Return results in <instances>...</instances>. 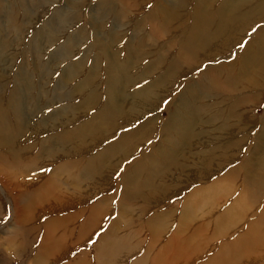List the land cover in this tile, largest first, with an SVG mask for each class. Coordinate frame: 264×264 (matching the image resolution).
Masks as SVG:
<instances>
[{
  "label": "bare ground",
  "instance_id": "6f19581e",
  "mask_svg": "<svg viewBox=\"0 0 264 264\" xmlns=\"http://www.w3.org/2000/svg\"><path fill=\"white\" fill-rule=\"evenodd\" d=\"M130 1L133 0H121L120 2L123 11L122 20L127 19L125 15L130 10L128 7ZM163 1L161 14L152 11L143 12V18L150 23L148 37L154 38L153 55L158 53L157 58L163 57L165 62L156 70L157 66L154 64L157 63L158 59H155L146 64L142 72L134 77L132 70L139 64V60H133L130 49L131 58L126 56V61L122 64L115 66L109 59L111 65L115 67L117 81L113 83L109 71L107 81L104 80L106 95L103 100H105V106L95 114L94 112L89 114V111H92L95 102L101 101L102 98L99 99L92 93L86 95L84 90H86L87 85L81 82V84L77 83L69 89L64 98L69 100V103L62 106L61 116L63 115V119H65L62 124L55 118H45L46 116L38 118V113L43 111V107L34 111L33 120L26 123L25 118L28 115L24 113V105L27 102L42 99L41 93L40 91L36 92L37 88L33 83L30 68L25 69L22 62L18 64L15 57H9L10 67L17 68V71L10 72V74L7 72L0 73V182L6 185L11 193H13L12 185L17 183V190L19 189L21 192L18 197L24 203L25 208L24 221V216L32 207L49 206L54 203L58 206L67 202L80 203L100 189L104 191L105 188H102V184L96 181H107L118 165L134 158L135 162L119 178L121 215L105 232V238L98 249L99 264H116L124 251L128 253L132 251L131 248L133 247L129 246L127 239L121 237L117 231L118 223L132 226L130 222L133 223V221L127 217L128 213L132 215L141 213L143 215L153 212V216L148 218L144 224L146 230L149 231L151 240L148 250L134 264H190L189 260L196 258L204 246L218 242L221 243L220 250L207 264H232L234 261L229 260L232 254L234 258L247 255V260H250V256L253 255L251 260L255 259L254 261L257 262V260L264 258V249L256 252L252 248L254 245L264 246V207L258 214L259 201L263 198L261 195L264 193V117L261 118V125L257 127L260 135L255 142V151H253L259 153L257 150H261L263 156L260 160H254L256 165L254 168L251 167L253 164L251 156L249 161L247 158L243 162V170L238 163L239 169L237 171H231L230 168L208 188L195 190L191 197L179 206L181 209L179 211L180 216L175 221L177 226L165 242V236L175 222L170 223L171 212H157L159 209L158 202L167 198L166 191L172 189L166 182L165 176L161 175L162 171L169 172L170 168L186 171L187 168H190L187 162L192 158L198 163L197 166L211 168L208 165L217 161L223 165L227 155H222L218 160L219 156L213 158L216 151H223L228 147L240 145L234 142L225 145L227 146L225 148H217L204 154L198 152L197 149L200 148L202 142L201 138L208 136L202 130L198 131L200 126H205L204 124L201 125L199 119L202 117V122H204L203 118L209 115L198 103L207 101L209 89L219 85L226 86L227 82L231 83L232 77L228 79L223 76H233L238 63L241 80H237L234 84L231 83L233 87H236V91L246 93L248 88H240V86L241 83L249 86L247 85L249 82L246 81L248 76H252L250 80H261V83H264V36H256V34L252 38L248 35L254 25L241 29L237 36L222 38L228 24L230 25L234 20L235 11L240 9L244 3L253 0H224L219 10L221 22L217 29V35L210 38L204 36L206 30L204 23L211 16L210 10L216 0H198L195 6L196 21L191 35L186 40L177 34L178 28L176 26H171L177 18L176 11L178 8L180 9L185 0ZM145 3H154V1L147 0ZM142 4H136V6L140 8ZM154 7L156 6L154 5ZM100 8L102 7L100 6ZM258 11L261 9L254 10L253 14L257 16ZM262 13L259 20L264 19V6ZM261 25L263 26L262 23ZM134 36L137 35L132 37ZM257 41H260L261 44ZM237 43H239L238 45L245 44V51L239 54L240 50L236 49L232 54L235 57L233 62L225 63L224 54L228 51L232 53L231 50ZM8 45V42H4L1 44L0 50L7 49ZM102 45L109 55L107 46L103 42ZM219 56L224 57L217 60L216 57ZM36 57L40 58V56ZM213 59L215 61L211 62ZM86 61L87 59L83 58L81 63L86 64ZM81 63H79V67ZM95 64L96 62L90 69L91 78H85L90 88L95 83ZM203 64H207V66ZM39 66L40 64L38 65L35 59L34 69L37 70ZM69 66L70 69L64 70L63 73L75 75L74 68L76 66L74 64ZM258 68L261 69V72L257 75L255 71L257 72ZM198 69L202 70L198 78L186 82L181 90L175 112L171 115L170 120L164 124V127H160L159 135L163 132V136L166 138L164 144L161 147L158 146L157 149L154 146L149 148L146 145L143 147L149 154L151 148L156 149L158 151L157 159L163 161L161 165L164 166L157 165L151 154H143V152L136 155L139 152L137 149L141 146L140 144L148 143L152 137L148 140L147 138L154 133L153 121L144 120L142 117L147 110L137 111L136 108L146 107L144 104L149 108L153 107L157 103L155 100L158 99L160 90L168 91L177 78L187 76L188 72ZM58 81L60 82V79ZM63 83L70 85L72 82L63 81ZM135 85L138 86L136 89ZM252 87L254 88L253 91L258 89L257 86ZM253 91L248 94L250 99L246 98L245 103L232 105L228 109L226 121H232V124L223 125L216 129L218 133H230L231 136L235 135L237 130H241L238 129L239 124H241L239 122L240 117L235 111L236 108H240V105L253 106L257 103L255 99L253 100L255 98ZM257 92V96H259V91ZM43 97L46 99V96ZM77 97L79 106L75 105ZM57 99L60 98L54 92L47 104L55 105ZM257 99L260 101V98ZM79 119L81 121L77 124ZM208 119L212 118L209 117ZM138 121H140V125ZM237 122L239 123L237 124ZM60 125L67 126L62 131L64 133L62 137L56 135ZM225 130L227 131L225 132ZM40 132L42 134L51 132L52 135L49 138H53V142L40 139L37 136ZM170 134H173L171 138L169 137ZM56 139H58L61 149L54 145ZM259 143L262 144L259 145ZM183 148L186 149L182 151ZM179 158L180 160H178ZM114 160L116 161L113 162ZM181 160L186 165L183 164L184 167L182 168L178 166ZM170 175L171 177L174 176L172 172ZM239 176L244 180L243 186L242 189L241 185L239 186L240 194L232 205L215 220H212L211 224L199 222L210 217L213 213L212 209H216L223 201L227 203L228 198L235 194L236 191L233 193V190L236 189L235 184ZM107 200H101L92 208L89 207L91 212L88 221L79 227L80 236L84 237L87 233L90 234L99 226L101 227V219L109 206ZM254 209L255 213L252 214ZM256 213L258 218L254 219ZM80 216L82 215H73L69 218L70 220L67 218V222L66 219L50 221L48 223L49 233L53 237L59 230L58 227L66 226L67 228L71 223L74 225ZM248 221L250 223H247ZM58 223L60 224L58 225ZM246 223L247 230L237 235L238 227ZM132 229H134L133 238L137 237V233L142 232L138 228L137 230ZM232 237L234 239L230 241ZM137 243L141 244L140 241ZM206 243L209 244L206 245ZM160 244L162 245L156 252V246ZM56 246L55 244L47 245L35 256L33 261L36 264H49L50 261L48 260L56 255ZM115 253L118 256H114Z\"/></svg>",
  "mask_w": 264,
  "mask_h": 264
},
{
  "label": "rangeland",
  "instance_id": "374dc122",
  "mask_svg": "<svg viewBox=\"0 0 264 264\" xmlns=\"http://www.w3.org/2000/svg\"><path fill=\"white\" fill-rule=\"evenodd\" d=\"M145 1L147 0H142L143 4L141 0L130 1L128 5L130 10L128 14L125 15L127 19L124 18L125 20H122L123 11L120 3L121 0H0V46L4 42H8L9 44L7 49L0 50V73L7 72L10 74V72L17 71V68L10 67L11 65H9V57H15V61H17L18 64L22 62L25 69L27 67L30 68L33 83L37 88L36 92L40 91L42 97V99L39 98L40 100L38 101L27 102L26 105H24V113L28 115L25 118L26 123L33 120L34 111L43 107V111L38 113V118H44L45 116V118H55L62 124V121H65V119H63L64 116H61L62 106L69 103V100L64 98L67 96L69 89L74 87L77 83L81 84V82L87 85L86 90H84L86 95L92 93L93 96H97L99 99L102 98L101 101L98 100L95 102L89 114L90 112H94L95 114L99 109H102L105 106V100H103V98L106 95L104 80L107 81V74L109 71L113 83L117 81L115 67L111 65L110 60L115 66L122 64V62L126 61V56L131 58L129 49L132 52L133 60H139V64L132 70L134 77L136 74L142 72L146 64L155 59H158L157 63L154 64V66H157L156 70L160 68L165 60L163 57L157 58L159 56L158 53L153 55L152 47L155 42L154 38L148 37L150 23L143 18V12L148 13L152 11L153 13L161 14L164 1L153 0L154 3L149 4H146ZM223 1L224 0L215 1L210 10L211 16L208 17L204 23L206 28L204 36L207 38L217 35V29L221 22L219 10ZM99 3L102 7L100 9ZM197 3L198 0H185L180 9L178 8L176 11L177 18L175 23L171 25L178 28L177 34L184 40L192 33L196 21L195 6ZM102 4L104 5L102 6ZM136 4H142V7L138 8ZM148 5H151V7H148ZM154 5L156 7L153 8ZM263 6L264 0H253L244 3L240 9L235 11L234 20L230 25L228 24L227 30L222 34V38L237 36L241 29L247 26L252 27L253 25L254 27L251 28L252 30H248V35L252 38H254L256 34V36H264V19L259 20ZM151 8L152 10H150ZM257 9H261V11H258L259 14L255 16L253 12ZM253 29H255V31H253ZM133 35L137 36L132 37ZM75 37L77 41L74 40ZM178 39H180V37H178ZM102 42L107 46L109 55L105 51ZM257 42L261 44L260 41ZM238 44L239 43L232 48V53L228 51L224 54L225 63L233 62L235 57L232 54L236 49L240 50L239 54L245 51L246 45ZM142 46H144V49ZM140 48L142 49L140 50ZM36 56H40L41 59ZM224 56L216 58L219 60ZM83 58L87 59L86 64L81 63ZM35 59L37 64H40L37 70L33 67ZM214 61L215 59L211 60V62ZM94 62H96V69L94 70V76L96 78L95 83L90 88L85 78H91L90 69L93 68ZM79 63H81L80 67ZM73 64L76 66L74 68L75 75L68 73L64 74L63 71H68L70 69L69 65ZM203 65L207 66V64ZM236 66L233 76H223L228 79L232 77V84L237 82V80H241L239 78V63ZM199 70L200 69L188 72L187 76L177 78L168 91L160 90V93L158 92V99L155 100L157 103L154 104L153 107L149 108L144 104L146 107L136 108L137 111L143 109L147 110L142 117L144 120L149 119L154 123V133L151 134L147 140L151 137L152 139L144 145L140 144L141 146L137 149L139 152H137L136 155H140L143 152V154H149L146 149H143L146 145L149 146V148L154 146L157 149L158 146L161 147L162 144H164L166 138L163 136V130L161 131L162 134L159 135L160 127H164V124L170 120L171 115L177 108L182 88L186 85V82H191L198 78V75L202 71ZM260 72V68H258L257 72L255 71L257 75ZM7 73L6 75H8ZM57 73H59V75H57ZM251 77L252 76H248L249 79H246V81L249 82V84H246L249 86H246L245 83H241L240 88H248L245 94L239 90L236 91V87H233L230 82H227L226 86L219 85L216 88L209 89L207 101L198 103L199 106L209 114L207 117L203 118L204 122H202V117L199 119L201 125L203 126L204 124L205 126H200L198 131L200 132L202 130L206 133L205 135L208 136H203L201 138L202 142L200 148L197 149L198 152L204 154L216 150L217 148H225L227 147L225 145L234 142L240 144V147H228L223 151H216V155L213 156V158L219 156L218 160L222 155H227L225 160L226 164L223 162V165L217 161L216 163L208 165V167L211 168L197 166L196 164L198 163L192 158L187 162L190 168H187L186 171L170 168L171 170L169 172H161V175L165 176L166 182L172 189L166 191L167 198L158 202L159 209L157 212H171L170 223L178 220L180 216L179 211L181 210L179 206L183 205V202L189 199L195 190L208 188L230 168L231 171H237L239 169V164L241 165V170H243V162L247 158L249 161L251 156L253 160L251 167L254 168V166H256L254 160H260L261 156H263V151L257 150L259 153H254L253 151H255V142L260 135L257 127L261 125V118L264 117V83H261V80H250ZM58 79H60V82ZM63 81H71L72 83L67 85L63 83ZM252 86H257L258 89L253 91L254 88ZM137 87L138 86L135 85V89ZM132 90H134V88H132ZM251 91H253V95H255L253 100L255 99L257 103L253 106H248L246 104L240 105V108H236L235 111L240 117L239 122L241 124H239L238 129L241 130H237V133L231 136L229 135L230 133H218L216 129H219L223 125L227 126L228 124H232V121H226L228 118V109L232 105L245 103L246 98L250 99L248 94ZM257 91H259V96H257ZM54 92H56L57 97L60 99L56 100L55 105H49L50 103L47 104L48 100L51 99ZM43 96H46V99H43ZM78 97L75 99V103L77 102L75 105L77 106L80 105V103H78ZM257 98H260V101H258L259 99ZM209 117L212 119H208ZM80 121L79 119L77 124H79ZM239 122H237V124ZM138 123L140 125V121H138ZM59 127L56 135L62 137L64 136L62 131H64L67 126L60 125ZM226 131L227 130H225V132ZM51 135V132L43 134L40 132L37 136H39L40 139L51 140L50 142H53V138H49ZM172 136L173 134L169 135L170 138ZM260 144L262 143H259V145ZM54 145L60 148L58 139H56V142L54 141ZM156 149L151 148L150 154L155 159L154 161L157 162V165L164 166L161 165L163 161L157 159L158 151ZM185 149L186 148H183L182 151ZM178 160H180V158ZM134 162V158L124 161L121 165H118L117 169L113 171L107 181L102 182V180H97L96 182L101 183L103 186L102 188H105L104 191L100 189L97 193L89 195L80 203L67 202L61 206L54 203L49 206L32 207L24 216V221L23 213L25 212V208L24 203L18 197L21 192L19 189L17 190V183L12 185L13 193H11L7 186L0 182V264H36L33 261L35 256L49 244L57 245L56 255L48 260L50 261L49 264H99L97 259L98 249L101 246L102 240L105 238V232H107L109 227H111L121 215V209L119 207L121 194L120 189L118 190L119 178L128 171ZM180 163L178 166L180 168L184 167L185 163L182 160ZM121 169L123 171H121ZM171 172L174 174V176H172L173 178L170 175ZM118 173L119 175H117ZM243 181L244 180L239 176L235 184L236 189L233 190V193L236 191L235 194L228 198L229 200L227 203L223 201L216 209H212L213 213L211 212L212 214L210 217L200 220L199 222L211 224L212 220H215V218L224 213L240 194L239 186L241 185L242 189ZM261 197L263 198L259 201L258 214L264 207V193ZM101 200H107L109 205L107 212L101 219V227L97 226L98 228L93 230L90 234L87 233L84 237L80 236V225L88 221L87 219L90 215L91 208ZM90 206L91 208H89ZM254 213L255 209L252 214ZM78 214L82 216L76 220L74 225L71 223L67 228L66 226L58 227L59 230H57L52 237L51 233L48 231V223L50 221L66 219L65 221L67 222L71 216ZM153 214L154 212L145 213L143 215H141V213L135 215L128 213L127 217L131 218V221H133V223L130 222L132 226H126L124 223L117 224L119 235L126 238L128 241L127 244H129V246L131 245L133 248H131L132 251L130 253L123 250L124 252L117 260L116 264H134L145 255L151 240L149 231L146 230L144 224ZM252 214L250 213V215ZM258 214L256 213L254 219L258 218ZM247 223H250V221ZM247 223L238 227L239 232L237 235L247 230ZM59 224L60 223H58V225ZM176 226L177 223L175 222L165 236L164 242L175 231ZM132 228L136 230L138 228L142 232L137 233V237L133 238L134 229ZM59 237L60 239H58ZM233 239L234 237L229 240L232 241ZM138 241H140L141 244H138ZM207 244L209 243H206V245ZM161 245L162 244L156 246V252L160 249ZM220 245L221 243L218 242L217 244L212 243L209 246H204V249L200 250L196 258L189 260L190 264H207L208 261L213 259V256L219 252ZM252 248L257 252V250H263L264 246L254 245ZM114 256H118V254L115 253ZM252 256H250L251 259L254 257ZM246 257L248 256L242 255L240 258H234L232 254L229 260L234 261L232 264H247L249 262H251L249 264L264 263V258L255 262V259L251 260L248 258L250 260H247Z\"/></svg>",
  "mask_w": 264,
  "mask_h": 264
},
{
  "label": "snow or ice",
  "instance_id": "6c2138e0",
  "mask_svg": "<svg viewBox=\"0 0 264 264\" xmlns=\"http://www.w3.org/2000/svg\"><path fill=\"white\" fill-rule=\"evenodd\" d=\"M148 7H151V5H148ZM253 31H255V29H253ZM57 75H59V73H57ZM165 103H167V102H165ZM49 111H50V109H49ZM121 171H123V170L121 169ZM117 175H119V173Z\"/></svg>",
  "mask_w": 264,
  "mask_h": 264
}]
</instances>
